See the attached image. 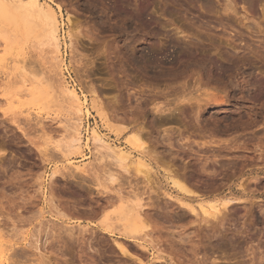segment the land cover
Wrapping results in <instances>:
<instances>
[{"label":"rangeland","instance_id":"1","mask_svg":"<svg viewBox=\"0 0 264 264\" xmlns=\"http://www.w3.org/2000/svg\"><path fill=\"white\" fill-rule=\"evenodd\" d=\"M52 1L58 46L0 3V264H264V0ZM17 65L41 101L21 84L6 100ZM71 89L89 112L67 162ZM95 128L117 148L145 142L150 175L92 154ZM227 200L218 220L201 209ZM139 202L136 231L123 213Z\"/></svg>","mask_w":264,"mask_h":264},{"label":"bare ground","instance_id":"2","mask_svg":"<svg viewBox=\"0 0 264 264\" xmlns=\"http://www.w3.org/2000/svg\"><path fill=\"white\" fill-rule=\"evenodd\" d=\"M6 1H8L9 3L12 4V7H14L15 5H17L15 8H18V6L20 8H24L26 9L27 11H29V13L26 15L27 16V19L25 20V23H26V26H25V30L27 31V34H32L33 32H35V30L39 27H43L44 30L47 31V36L50 38V40L54 41L57 46L59 45V42H60V35H59V32H60V24H59V18H58V15H57V11L56 9L51 5V1L52 0H45L44 2H41V0H0V3L1 4H4L6 3ZM8 2L6 4H8ZM53 2V1H52ZM230 2V1H229ZM233 2V1H232ZM14 4V6H13ZM10 6V4H9ZM60 9V8H59ZM226 9H231L233 11L236 12V9H235V6L233 5V3H230L226 5ZM117 10V9H116ZM226 10V11H227ZM13 11V9H12ZM15 12V11H13ZM18 12V11H17ZM118 15V14H117ZM141 14H137V18L139 19L141 16ZM143 15V14H142ZM13 15H10L8 18H11ZM133 17V16H132ZM6 18V19H7ZM13 18V17H12ZM62 18V17H61ZM15 19V18H14ZM68 20H70L69 18H67ZM136 19V17H135ZM11 20V19H10ZM13 20V19H12ZM137 20V19H136ZM14 21V20H13ZM135 21V20H134ZM139 21V20H138ZM137 21V22H138ZM11 24L13 22H10ZM17 23V22H16ZM18 25V23H17ZM38 32V31H37ZM2 34V33H1ZM3 38L5 39L6 43L9 44L10 48H11V44H14L15 39L12 38L11 36H9L7 34V32H3ZM71 37V36H70ZM47 41V40H46ZM51 41V42H52ZM72 41V40H71ZM15 45V44H14ZM1 49H0V61H4V60H7L8 59V56L7 54L9 53V50L6 51L4 54L1 53ZM127 51V50H126ZM133 53V52H132ZM146 53V52H145ZM122 54V53H121ZM143 54V53H142ZM141 54V55H142ZM129 55V54H128ZM136 56V54H134ZM138 56V55H137ZM136 56V57H137ZM140 56V55H139ZM141 58V57H140ZM139 58V59H140ZM175 58V57H174ZM173 58V59H174ZM146 59V58H145ZM150 59H152L153 61L157 59V56L154 55V53H150ZM144 60V59H143ZM178 61L177 57L174 59L173 62H176ZM21 61V60H20ZM62 61V60H61ZM140 61V60H139ZM146 61V60H145ZM181 61V60H180ZM179 62V61H178ZM21 63V62H20ZM146 63V62H145ZM25 64V63H24ZM179 64V63H177ZM147 65V64H145ZM174 65V64H173ZM24 66V65H23ZM23 66H16V68L18 69L17 71L18 72H13V74L9 77V80H8V87L6 88V90L8 91V97L6 100H11L13 102V98L14 96L18 95V98H21L22 96H25V95H28L30 94L31 95V101L32 102H36V101H41L43 98H44V95L47 94L46 91H44L43 88H41L40 86L42 85H37L35 86V88H33V90H28L29 92L27 93L26 91V87H30V85L32 86L34 83L35 80L33 78H28V73L26 71V69L23 67ZM177 66V65H176ZM174 68V67H173ZM20 72V74H19ZM41 72V71H40ZM163 72V71H162ZM161 72V73H162ZM30 74V73H29ZM18 75V76H17ZM162 75V74H161ZM49 77V76H48ZM47 77V78H48ZM162 77V76H161ZM174 77V76H173ZM45 79L44 76H42V79ZM46 78V79H47ZM156 78V77H155ZM36 79V78H35ZM43 80V82L47 83L48 80ZM49 80L51 78H48ZM157 79V78H156ZM170 79V78H169ZM174 79V78H172ZM159 80V79H158ZM40 82H42L40 79L38 80ZM42 82V83H43ZM48 82H51L48 81ZM248 82V81H247ZM53 83V82H52ZM18 84H21V86L24 88V89H21L19 92H17L16 95H13V91L12 89L14 87H16ZM50 84V83H49ZM46 86V84H44ZM52 85V84H50ZM254 85V84H253ZM53 86V85H52ZM48 86V89L52 90L54 93V96H56L55 94L57 93L56 89L54 90V88ZM43 87V86H42ZM53 88V89H52ZM4 89V88H3ZM28 89V88H27ZM26 90V91H25ZM49 91V90H47ZM26 92V93H25ZM11 93V94H10ZM52 93V92H51ZM50 93V94H51ZM207 94V93H206ZM210 94V93H209ZM70 95V97H69ZM69 95L68 97L70 98V101H72L71 103H73L74 105H76L75 107L78 108V111H76V113H73L72 111V114H76L75 117L74 115H72V118L70 117H67L68 119L66 120L65 124H64V128L66 129L67 132H70L69 134H71L70 136V139H71V142L74 144H71L68 145L67 149H61V151L63 152V154L65 155V160L68 162H70V160H72V158L70 157V153L72 152H77L79 150V147L82 146L80 143V129H81V123H82V120H83V114L85 112V110L87 112H89V102H88V98L87 96L84 94V96L82 97V95L79 94V92H77L75 89H71L70 92H69ZM212 95V94H211ZM210 95V96H211ZM214 95V94H213ZM67 96V95H66ZM209 96V95H208ZM57 97V96H56ZM197 97V96H196ZM193 99L194 100V97L193 95H191V97H189V99ZM213 98H215V96H213ZM187 98V100H189ZM198 98H196L197 100ZM201 99V97H200ZM200 99L199 101L197 100V102H199L200 104ZM206 100V99H205ZM217 100V99H215ZM4 101V100H3ZM2 101V102H3ZM191 101V100H190ZM195 101V100H194ZM194 101H191L192 103H194ZM204 101V100H203ZM194 103L195 104H198V103ZM205 102V101H204ZM203 102V103H204ZM207 102V101H206ZM191 103V104H192ZM12 104V103H11ZM72 104V105H73ZM93 104H96V102H94ZM100 104L101 106V103H98ZM198 104V105H199ZM202 104V103H201ZM190 105V103H189ZM193 105V106H194ZM197 105V106H198ZM185 106V105H184ZM192 106V105H190ZM192 106V108L194 109V107ZM74 107V108H75ZM94 107H97V105H95ZM200 107V106H199ZM195 108H196V105H195ZM202 108V107H201ZM76 109V108H75ZM198 109V108H197ZM195 110V109H194ZM197 111V110H196ZM199 111V110H198ZM17 112V111H16ZM15 113V111H14ZM198 114V113H197ZM16 115V113H15ZM103 115L106 117V115L103 113ZM16 118V117H15ZM18 119V117H17ZM17 119H16V122H17ZM106 119V118H105ZM18 121H20L18 119ZM18 123V122H17ZM111 125V124H110ZM140 134V133H139ZM139 138V137H138ZM90 140H92L93 142V147L91 146V152L92 154H100V155H107L108 157L114 159V162L116 161L119 165L123 166V168L125 170L129 169V165L131 166V164H136L137 166V169H138V172L139 171H144V172H147L149 175H150V171H151V168H152V163H151V160L149 161V159H147L146 157V154L147 152H149V148L147 145H145V142L144 143H139V148L136 149L135 151H133L132 149L131 150H125L123 148H117L115 146H113L108 140L107 138L102 135L98 129H93L92 131V135H91V138ZM140 140V138L138 139ZM43 142V141H42ZM130 142L132 144H137V141L136 140H130ZM48 145V144H47ZM80 145V146H79ZM63 146V145H62ZM48 147V146H47ZM74 147V148H73ZM46 149V148H45ZM141 149V150H140ZM154 151V150H153ZM79 153V152H78ZM152 153V152H150ZM155 153V152H154ZM98 156V155H97ZM88 157H91V156H88ZM155 157V155H154ZM151 158H153L151 156ZM76 170H84V166L82 164H76L75 167H74ZM172 179V182H173V185L175 187H177L178 189H180L181 191H183L186 195H190L192 194V191L189 190L188 188L185 187V185L180 182H178V180H175L172 176L170 177ZM196 194V192H195ZM194 194V195H195ZM191 199V197H190ZM230 201L227 200V201H224L222 204H219L218 202H215V201H212L210 202L209 206H206V205H203L201 206V209L203 211V213L208 216V217H214L217 218V220L219 219L218 216H220L222 212V208L223 210H226L227 207L230 205ZM222 205V206H221ZM128 206V205H127ZM131 207L128 206L129 210H127L126 212L124 210L126 209H122L125 213L124 214V219H126L128 221V224L132 227L133 230H136V231H140V229L142 228L143 230H146V226L144 225V216H143V210H144V205L142 203H138V204H135V205H130ZM185 206H188V208H190L192 211V213H196L197 214V208L193 205H191L189 202H185ZM124 208V207H123ZM127 208V207H125ZM127 208V209H128ZM208 219V218H207ZM209 220V219H208ZM144 233V231H142ZM147 234V233H146ZM13 235V234H12ZM144 235V234H143ZM0 244L4 245L5 241H3L2 239L4 238V234H0ZM8 246V245H7ZM13 243L9 245L8 249L6 247L5 251L6 253L9 252L10 250H12V247H13ZM121 247V250L123 252L126 253V248L124 246H120ZM4 253V255L6 254ZM8 259V258H7Z\"/></svg>","mask_w":264,"mask_h":264}]
</instances>
